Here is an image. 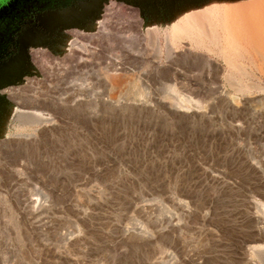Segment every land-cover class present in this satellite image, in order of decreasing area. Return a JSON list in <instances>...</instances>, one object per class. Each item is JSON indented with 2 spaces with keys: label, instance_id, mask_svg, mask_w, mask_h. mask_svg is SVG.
Here are the masks:
<instances>
[{
  "label": "rangeland",
  "instance_id": "rangeland-1",
  "mask_svg": "<svg viewBox=\"0 0 264 264\" xmlns=\"http://www.w3.org/2000/svg\"><path fill=\"white\" fill-rule=\"evenodd\" d=\"M251 1L81 0L38 17L0 67V264H264V74L245 41L235 73L172 35L186 9ZM68 10L72 24L42 20Z\"/></svg>",
  "mask_w": 264,
  "mask_h": 264
},
{
  "label": "bare ground",
  "instance_id": "bare-ground-1",
  "mask_svg": "<svg viewBox=\"0 0 264 264\" xmlns=\"http://www.w3.org/2000/svg\"><path fill=\"white\" fill-rule=\"evenodd\" d=\"M248 2L238 3L232 8L230 6H228V8H224V12L225 9H229L227 10V12H225L229 15L227 14L225 15L224 13L223 15L225 16L219 15L220 13L219 14L217 13L216 15L210 12L209 10H204L202 14H199L194 10L186 9L177 18L175 22L173 21L174 23L172 25V35L174 39H179V38L181 39L182 37L189 35L194 41H196L199 44L204 43V45L208 47L218 48V50H216L217 52H215L216 55L223 57L226 60V62L230 65L232 71H234L235 73L238 72L244 73V70L235 60L232 59V57L236 55L237 56L245 55L244 47L242 46V42L245 41L247 43V47L250 50L249 57L252 59L251 73L253 72V75L255 76L254 71L258 70L261 71L262 74H264V3L261 5V4H255L256 2H254L255 8L253 9V1H251L250 3ZM86 5L88 6V4ZM93 5L94 4H92L91 6ZM74 11L68 10L65 12H60L54 16L44 15L42 20L45 23V25H47L50 28L56 25L58 22L72 24L76 22V17H75L76 14ZM228 11H230L231 13H228ZM199 12L201 11L199 10ZM21 37H24V35H22ZM37 39H38L37 35L32 33V31H29L28 34L26 35L25 42L30 43L32 41H37ZM25 49L26 47H22L23 53L21 57H27ZM259 60H260V64H259ZM19 65H20V59H14L13 62L9 65V69L7 71L9 72V70H11L13 72L15 68L19 67ZM7 71L6 73L8 74ZM117 84H119V82ZM250 86L251 85L237 84L235 85V87L233 86V88L236 89L237 91H249ZM252 87H254V85H252ZM259 184L261 185V183ZM260 190L262 191V188ZM258 220L259 219H255V221ZM261 225H264V223ZM258 226L260 227V225ZM263 231L264 228L260 227V231L258 230V233L259 232L262 233ZM256 234L257 233H255L254 235ZM260 236L261 238H264V232L263 235L261 234ZM261 238H259V240ZM259 240H257V242ZM254 242L256 241L254 240Z\"/></svg>",
  "mask_w": 264,
  "mask_h": 264
},
{
  "label": "flooded vegetation",
  "instance_id": "flooded-vegetation-1",
  "mask_svg": "<svg viewBox=\"0 0 264 264\" xmlns=\"http://www.w3.org/2000/svg\"><path fill=\"white\" fill-rule=\"evenodd\" d=\"M81 0H0V67L16 56L25 31L40 15L77 5Z\"/></svg>",
  "mask_w": 264,
  "mask_h": 264
}]
</instances>
